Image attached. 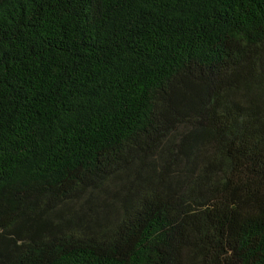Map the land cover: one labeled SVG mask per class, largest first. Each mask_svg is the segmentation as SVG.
<instances>
[{"label":"trees","instance_id":"trees-1","mask_svg":"<svg viewBox=\"0 0 264 264\" xmlns=\"http://www.w3.org/2000/svg\"><path fill=\"white\" fill-rule=\"evenodd\" d=\"M0 264H264V0H0Z\"/></svg>","mask_w":264,"mask_h":264}]
</instances>
